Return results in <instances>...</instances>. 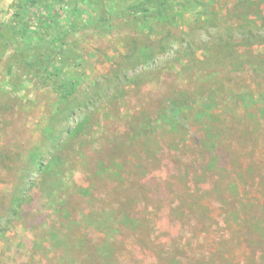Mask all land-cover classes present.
<instances>
[{
    "label": "trees",
    "instance_id": "obj_1",
    "mask_svg": "<svg viewBox=\"0 0 264 264\" xmlns=\"http://www.w3.org/2000/svg\"><path fill=\"white\" fill-rule=\"evenodd\" d=\"M38 1L28 0L24 4ZM258 1L259 5L253 12L259 26H250L241 18L235 26H226L225 19L221 23L217 0H143L139 5L129 6L108 18L104 16L93 24L92 27L105 28L122 20L136 34L146 32L147 39L161 37L162 53L174 47L172 27L176 26L178 18L185 15L190 19V28L213 27L215 35L211 44L202 47L195 42L191 32L179 36L183 44L173 55L180 57L179 61L186 67L178 72L168 73L163 68H153L149 73L131 74L134 71L132 66L125 67L124 64L148 61V53L152 52L150 46L140 47L132 37L129 42L132 46H129L126 57L120 64H114L110 84L104 88L96 86L88 93L87 100L77 104L84 118L75 127L64 125L60 131L55 130L48 136L54 151L48 152L46 159L41 160L39 155H34L31 168L20 176L9 203L2 207L1 220L10 225L21 214L27 226L35 190L31 174L39 171L42 189L52 192L53 171L68 168L71 161L81 159L82 149L93 134L83 131L88 126L94 130L100 123L99 117L97 120L95 116L101 107L112 102L125 105L134 97L141 109L124 122L121 133H113L111 138L102 137L107 140L106 145L89 164H82V171L89 177V186L73 185L61 196L67 198L54 208L55 217L49 216L55 226L43 227L41 244L37 243L35 250L38 251L35 252L41 253L42 250L47 256L54 250L57 253L62 251L60 255L64 260L66 257L71 259L69 264H99L103 253L116 260L119 251L115 233L116 229L121 231L124 228L140 234L136 244L146 248L149 257L165 259L171 252L150 246L148 231L151 235L156 233L157 223L163 220L159 214L167 211L166 217L169 222L177 224V229L212 232L217 236L223 232L230 233L234 236L230 241H235V247L238 241L243 243L241 234L244 230L241 229L246 228L251 235L261 237L259 250L249 253L245 258L246 264H264V176L259 182L263 201H254L257 197L245 189L240 192L236 182L237 178L244 182L241 159L252 151L253 145L257 149L259 143L256 140L264 136V0ZM237 4L243 6L244 2L238 1ZM20 20L18 25L0 27V46L14 50L25 77L50 88L58 101L65 104L75 102V82L61 78L49 68L56 53L47 54L44 45L34 43L27 31V17ZM88 27H74L72 31ZM61 46L57 44L58 51ZM254 46L263 49L254 55ZM202 50L207 51L204 57L198 56ZM167 60L166 65L170 69L174 61L172 58ZM151 77H155L159 86L154 90L155 99L149 107L146 100L152 97L148 88ZM168 81L173 83L171 87H167ZM225 101H234L230 102L234 108L229 110L230 103ZM65 110L64 120L68 123L74 112ZM192 128L203 132L201 139L194 136ZM73 155L77 158L71 159ZM254 167L256 164L253 162L249 172L251 176ZM193 175H197V180L193 181ZM102 195L109 202L102 218L105 225L103 227L102 223L94 220V225L98 226L90 235V232L83 231L84 219L73 217L78 209L81 211V204L76 207L75 202L81 203L85 199L83 202L90 204L97 202ZM213 210L222 214L212 217ZM73 229L78 230L77 236L76 230L72 235ZM63 230L68 233L64 235ZM83 238L91 242H94L92 238H104L106 245L96 243L90 250ZM161 240L156 239L153 243H161ZM220 244L218 252L225 260L229 250H226L225 242L220 240ZM173 247V261L191 255L185 243L175 242ZM222 247H225L224 251Z\"/></svg>",
    "mask_w": 264,
    "mask_h": 264
},
{
    "label": "rangeland",
    "instance_id": "obj_2",
    "mask_svg": "<svg viewBox=\"0 0 264 264\" xmlns=\"http://www.w3.org/2000/svg\"><path fill=\"white\" fill-rule=\"evenodd\" d=\"M25 1L28 0H0V27L6 28L15 23L18 25L21 17L26 16L27 31L32 41L44 45L47 54L56 53L54 61L49 65L50 70L61 78L65 77L74 81L77 94L75 102L70 104L58 101L50 88L44 87L41 82L35 81L31 77L24 76V70L17 63L12 48L3 49L0 46V264H69L71 259L66 257L64 260L60 255L62 251L57 253L54 250L47 256L42 250L41 253L35 252L38 251L35 250V247L41 240V230L43 227L53 228L55 226L54 220L49 216L55 217L54 208L67 198H61V196H64L68 189L73 185L89 186V177L82 171V164L84 166L89 164L106 145L107 140L102 137L111 138L113 133L122 132L121 128L124 122L133 112L135 114L138 109H141L138 107L140 104L137 105V99L132 97L125 105H120L118 102L104 104L101 110L99 109L100 113L95 118L98 120L99 117L100 123L95 125L94 130H90L91 126H88L83 131L93 134L86 147L82 149L84 153L79 157L81 159L71 161L68 168H56L53 171L52 192L42 189L39 171H34L31 174L35 190L32 192L34 199L31 202V217L27 221V226L21 214V216L15 217L10 225L6 220H1L2 207L9 203L13 188L20 176L31 168V161L35 154L44 160L47 158L48 152L54 151L48 138L50 134H54L55 130L60 131L64 125L75 127L84 118V113L79 111L77 104L87 100L88 93L96 89V86L104 88L110 84L109 80H111V74L114 71V64L116 62L120 64L121 59L126 57L128 49L132 46L129 44L132 37L138 41L140 47L150 46L152 52L148 53L150 56L148 61H134V65L124 64L125 67L132 66L134 71H131V74L141 71L149 73L153 68H163L169 73V71L178 72L186 67L185 63L179 61L180 57L173 55L183 44L180 42L179 36L191 32L198 46L202 47L207 43L208 46L214 40L215 29L213 27L190 28V19L187 15L178 18L176 26L172 27L175 35L173 38L171 37V41L174 47L167 53H162L159 45V42L162 41L161 37L147 39L146 32L136 34L134 30H130L128 23H124L122 20L115 21L105 28L92 27L104 16L108 18L129 6L139 5L143 0H39L29 5H25ZM238 1H243V6L238 5ZM258 2V0H217L216 5L221 14V23L225 19L227 20L226 26L228 24L235 26L241 18L246 20L250 26H259L256 23L258 19L253 12L259 5ZM123 24H127V26L124 27ZM81 26L89 27L86 30L72 31V28ZM59 43L62 46L58 51L56 46ZM262 49L260 46H254L253 54L261 52ZM205 54H207L205 50L198 52L200 57H204ZM168 58H172L174 61L170 69L166 65ZM244 77L247 78V75ZM172 84L168 81L167 87H171ZM158 86L159 83L155 77H151L148 88L151 90L152 97L146 100V105L149 107H152V100L155 99L153 93ZM225 102L229 104L234 101ZM228 106L229 110L234 108L231 103ZM65 109L74 112L68 123L64 120ZM192 130L198 140L202 138L203 132L199 128H192ZM258 139L256 140L259 143L257 149H254L255 145H253L252 151H249L240 162L244 182H241L240 178H237L236 182L240 192H244L245 189L257 197L254 201L256 199L263 201L259 182L264 176V167L262 166L264 163V136H259ZM252 152L255 153L254 157H252ZM73 158L77 157L73 155L71 159ZM253 162L256 167H254V173L251 176L249 172L252 170L250 167ZM192 177L193 181L197 180V175ZM54 196L58 199L56 200ZM84 200L81 203L75 202L76 207L81 204V211L79 212L77 208V213L73 214V217L84 219L82 221L83 231L90 232L89 234L92 235L98 226V224L94 225V220L97 223H102L104 227L105 222L102 218L108 210L109 202L106 201L104 195L97 202L90 204L83 202ZM97 212H100V216L99 213L96 214ZM154 212L157 213L155 210ZM166 213L159 214L163 220L157 223L156 233L151 235L148 231V241L150 246L164 248L171 252L170 257L165 259L156 256L149 257L145 252L146 248L138 247L136 244L140 234L122 228L121 231L116 229L115 233L119 251L117 259L112 260L109 255L103 253L99 264H207L208 262L212 264H246L245 258L249 253L260 248L261 237L258 238L255 234L251 235L246 228L241 229V231L244 230L241 234L243 243L238 241L235 247V241L233 243L230 241L234 236L230 233L223 232L224 234L217 236L212 232L199 233L191 229H186L185 232L177 229V224L169 222ZM221 214L219 210H213L211 216L219 217ZM91 215H95L94 218H90ZM74 231L77 236L78 230L73 229V236ZM63 233L65 235L68 232L63 230ZM95 236L98 234L95 233ZM104 238H98V240L92 238L94 242H91L90 239H83L86 247L92 250L96 243L100 244L101 242V245L105 246ZM156 239H162L161 243H153ZM220 240L221 243H226V250H229L225 260H222L221 254L218 252L221 247V244L218 245ZM229 241L230 243L227 244ZM175 242L187 244L191 255H188L187 258L179 257L173 261ZM39 243L41 244V242ZM250 245H252L251 248H249ZM225 247H222L223 251ZM63 253L66 254L64 250ZM255 264H259V262Z\"/></svg>",
    "mask_w": 264,
    "mask_h": 264
}]
</instances>
